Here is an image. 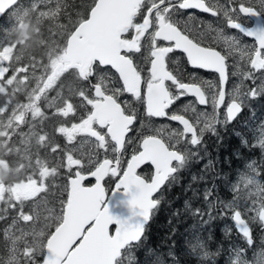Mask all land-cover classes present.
I'll use <instances>...</instances> for the list:
<instances>
[{"label":"rangeland","instance_id":"1","mask_svg":"<svg viewBox=\"0 0 264 264\" xmlns=\"http://www.w3.org/2000/svg\"><path fill=\"white\" fill-rule=\"evenodd\" d=\"M74 1L80 0H19L0 19V121L3 117L0 122V223L3 225L0 264H35L40 261L44 240L61 219L69 178L67 153L71 152L76 160L82 162L80 170L83 173L101 158L111 155V149L107 152L98 149L90 137L78 136L73 144H68L64 137L56 133L57 128L70 127L81 119L89 97L87 86L80 89L75 85H63L49 96L42 90V85L56 83L58 72L65 63L60 56L64 40L84 16H79L81 11L77 7L67 12L66 9L72 6L67 4ZM233 2L238 3L236 0ZM255 4L261 8L262 0H255ZM222 6L227 8L231 4L229 0H222ZM261 13L264 16V8H261ZM174 20L185 28H191L195 16L184 11ZM225 24L222 15V31ZM233 37L237 43L230 39ZM251 45L239 35H230L227 40L222 38L223 53L229 62L230 84L226 92L230 99L245 92L243 100L247 109H243L242 118L251 124L253 122L243 127V133L241 128L233 132L239 144L234 141L230 145L225 141L222 144V139L227 138L223 129L226 128L224 115L222 128L219 126L216 134L218 138H211L216 130L207 123L213 117V111L207 114L193 112L190 104L192 119H196L200 133L207 136L203 146L187 147L188 140H184L182 134H179L180 139L169 135V141L183 149L184 155L183 160L176 162L178 181L173 182V187L181 192L189 191L195 199L194 203L182 204L178 213L176 207L173 214L177 219L193 221L187 234L191 235L190 250L198 261L214 259L221 250L224 264H262L264 261V227L257 218L258 210L264 207V118L261 119L260 113L255 114L248 106L251 103L249 99H254L249 89L260 81L253 84L240 74V71L249 70L247 57L242 59L241 51H246V46ZM33 48L37 49L35 56L29 55ZM44 72L49 75L46 82L42 81ZM112 81L117 84L114 79ZM256 88L255 98H259L264 94V80ZM80 90L83 95L78 101L63 94L67 91L75 94ZM69 102L74 115L69 109ZM47 108H50V113ZM18 109L23 113H17ZM62 113L69 115L65 117ZM23 119L27 122L25 128L20 127ZM135 128L137 134L161 130L160 135L164 139L171 131L178 130L164 121L136 123ZM134 138H129L132 142L127 146L135 147ZM5 143L12 145L5 147ZM57 145H60L59 149L52 151ZM75 170L74 167L73 173ZM213 171H217L213 181L204 183V175L209 174L210 177ZM110 185L111 182L105 185L106 189ZM157 198L160 203L163 193ZM6 208L13 210L11 217L6 214ZM233 211L245 220L249 242L245 240L246 235L235 231ZM166 221L161 219L156 222L160 233L162 229H170L171 225ZM227 249L230 253L224 254ZM129 253L127 246L122 257H127ZM145 256L149 258L148 254ZM168 262L169 259H163L156 263L170 264Z\"/></svg>","mask_w":264,"mask_h":264},{"label":"snow or ice","instance_id":"2","mask_svg":"<svg viewBox=\"0 0 264 264\" xmlns=\"http://www.w3.org/2000/svg\"><path fill=\"white\" fill-rule=\"evenodd\" d=\"M229 3L231 6L225 8L207 3L206 0H135L133 14L139 13L140 20L131 24L126 32L121 33L122 37H129V40L119 52L121 55L141 52V42L147 37L149 56L145 73H141L126 57L131 64V71L139 77L140 87L138 93L129 91V86L133 85V82L127 81L126 76L121 74L120 80L124 84V91L137 99H143L148 117H167L171 121L179 122L183 127L182 130L168 133L167 139L161 137V130H157L156 134L144 135L138 150L133 152L127 161L123 160V149L126 143L132 142L126 140V137L134 131L133 125L137 121L135 114L128 121L121 112V117H124L122 121L104 109L101 112L102 118L84 119L79 123L74 122L70 127L62 126L56 129V133L64 137L68 144H73L78 136L90 137L94 138L98 149L105 152L111 149L116 154L112 159L105 156L102 160H98L93 167L87 169L85 174L80 170L83 167L82 162L76 160L71 152L67 153L66 167L69 170V183L75 182V187L72 201L66 211L79 225L80 235L66 246L67 251L63 252L59 264H116V257L122 250V245L130 238L139 235L138 231L115 222L108 214L104 206L105 191L101 187L97 186L90 192L84 191L89 186H84L83 181L90 176L95 178V183L99 179L100 185H104L103 182L106 178L111 179L115 170V178L119 181L117 188H123L125 192L132 193L130 203L146 216L153 206L150 199L153 191L172 170L170 167L172 161L182 159V156L173 150L174 145L169 141V135H172L174 139H180L179 134H182L184 140L192 139L194 144L197 142L194 139V135L199 131L196 119L190 122L184 115L175 113L170 115L167 111L169 107L184 95L194 96L199 105L208 106L213 98L223 101L220 107L225 105L226 96L229 97V93L225 90L228 82L227 57L215 48L204 46L195 36H190L188 33L191 29L182 30L173 17L176 13L190 9L210 13L212 16L222 14L229 29L245 32L240 27L238 14L260 15L261 8H264V0H262L261 8L255 6V0H245L239 4L229 0ZM245 35L251 37L254 44L250 47L246 46V51H241V58L247 57L249 70L240 71V74L244 80L253 81V84L257 80L261 83L264 80V30L252 34L245 32ZM137 36L140 38L139 41L136 40ZM230 39L237 43L234 37ZM176 51L186 56L192 68L217 73L218 83L207 84L206 81L185 83L180 80L168 67L169 62H174L170 54ZM109 67L117 73H122V70L115 65H109ZM169 81L175 87V94L166 83ZM259 84L249 89L253 98L256 96V86ZM95 87L100 86L97 84ZM229 101L226 108L229 111H235L237 105L229 104ZM68 106L72 110L71 102ZM95 107L93 103V109ZM72 111L74 115V110ZM62 114L65 117L69 115V113ZM59 147L60 145H57L52 151H57ZM145 163L153 166L154 178L145 179L138 175L137 169ZM102 164L105 167L97 173L95 168ZM74 167L76 170L73 174ZM105 170L106 175H104ZM82 217H87V222L80 225ZM236 218L240 219L239 213L236 214ZM110 225L116 226L114 234L109 230ZM68 227L70 225H65V228ZM60 251H63L61 241L54 235L49 242L48 252L40 254L41 264H50L53 254Z\"/></svg>","mask_w":264,"mask_h":264},{"label":"flooded vegetation","instance_id":"3","mask_svg":"<svg viewBox=\"0 0 264 264\" xmlns=\"http://www.w3.org/2000/svg\"><path fill=\"white\" fill-rule=\"evenodd\" d=\"M239 3L245 2V0H236ZM207 3H210L212 5L216 6H222V0H206ZM256 6V4H255ZM257 7V6H256ZM258 8V7H257ZM189 11L193 16H195V20L193 21L192 27H187L185 28L181 24L178 23V26L182 30H187L191 29V31L188 33L190 36H195L196 38L200 39L202 44L204 46L212 47L215 48L217 51H220L221 54L224 55L223 49H222V38L224 40H227V38L230 35H235V36H241L244 40L248 41L251 44H254V40L251 37H246V35L242 34L239 30H233L229 29L227 25L225 24L223 31H222V14L220 16H212L210 13H205L201 12L196 9H190V10H185ZM184 12V11H182ZM182 12L176 13L175 16H180L182 15ZM185 14H183L184 16ZM256 15H239L238 14V20L240 26H243L246 29H252L255 28L253 27L254 23L257 22L256 19H254ZM173 17V19H174ZM261 22V26L256 27L260 28L261 30H264V16L262 13L260 16H258ZM140 20V15L139 13L134 14L132 19L130 20V25L138 22ZM183 20V19H182ZM177 22V21H176ZM258 23V22H257ZM260 25V23H258ZM129 25V26H130ZM202 26V27H201ZM206 28V30L202 31L201 28ZM198 29V31H196ZM128 30V29H127ZM126 30V31H127ZM120 43L123 47L126 46L129 37H122L120 36ZM136 40L139 41L140 38L139 36L136 37ZM120 53V52H119ZM123 57H127L128 59L131 60L133 64L136 65V67L140 70L141 73H145L147 64H148V56H149V41L147 37L141 42V52H132V53H126L121 55ZM172 57V61L174 62H169V70L173 72L174 75H176L180 80H182L185 83H191V82H201V81H206L207 84H214L218 83V74L212 71H208L205 69H194L192 66L187 62L186 56L179 52L176 51L175 53L170 54ZM227 65L229 68V62L227 59ZM247 62V60H246ZM116 68H120L122 70V73H117L113 72L110 68L106 66H99L98 64L94 63L92 65V71L91 74L87 77H80L77 73V70L74 65H67L65 62L64 65L62 66V69L60 72H58V78L56 80V83L50 84L48 83L47 86L42 85V90L44 93H46L48 96L51 94H55L57 91H59L63 85H75V87H80V89H83L84 86H87L89 88V97L86 99V109L81 112V120L88 119L89 114L92 111V105L93 103L96 105L95 109L92 111V117L94 119L96 118H102L101 117V112L104 109H107L111 115L117 119H121L123 121L124 117L127 118L128 121L131 120V117L133 114H135L137 121L133 125L134 131L129 133L128 137H126V140H129V138H135L133 139L136 144L134 145L135 147H130L127 146L128 143L125 144L124 149H123V160L127 161L130 155L133 154V152L138 150L140 140L143 138L144 135H152L156 134L153 132H143V133H138L136 132L135 125L136 123H158V122H168L169 124L177 127L179 130H182V125L179 124L177 121H171L167 117H148L144 111V102L143 99H137L135 96H131V94H128L124 91V84H121L120 80V75L124 74L126 76L127 81H132L133 85L129 86V91H136L137 93L139 92V87H140V82H139V77L131 74V64H127L129 74H127V71L124 70L125 64L124 62L117 61L116 63L114 62ZM247 67L249 65L247 64ZM228 68H227V73H228ZM49 75L48 72L43 73L42 81L44 80L45 82L49 80ZM135 77V79H133ZM117 81V84H114L112 80ZM170 88V90L175 94V87L171 85V82H166ZM99 85L100 87L95 90L94 85ZM230 84L229 81V76H228V82L225 85V90L227 91L228 85ZM119 89V91H118ZM96 97H94V93ZM82 90L76 91L74 94L73 92H65L63 93L66 95L69 99H75L76 101L82 99ZM106 95L110 96L112 99L107 97ZM245 95V92H241L237 97L234 99H228L226 96L225 100V105L224 106H219L220 104L223 103V101H220L216 98H213L208 106L205 105H199L196 98L192 95H184L180 97L179 99L175 100L174 103L169 107L167 110L168 113L171 115L173 113L175 114H181L184 115L185 118L189 119L190 122L194 121L192 119V114L194 111H202L205 112L206 114L209 111H213L214 115L210 120L208 121L207 124H209L212 128L216 130V132L212 135L211 138L217 139L218 134L217 131L220 130L219 126L222 128V115H224L223 119L224 122L223 124L226 126V128H223L225 130V135L227 138L225 140V137L222 139V144L225 143L227 145L231 144V141L238 143V138H234L233 132L241 128L242 133L244 132V126L248 125V121L243 117V109H247L245 106L243 97ZM111 100V101H110ZM251 100V103L248 105L249 108L256 114L260 113L259 117L261 119L264 118V94H262L259 98H254V99H249ZM90 101L92 103H90ZM230 102H236L238 107L240 108V111L231 119L228 120L226 118L227 113L226 112V105L227 103ZM188 104H190L193 107V112L189 109ZM241 104V105H240ZM48 112L50 113V108H47ZM23 113V111L19 110L17 113ZM121 112H123L124 117H121ZM99 116V117H98ZM139 119V120H138ZM243 119V120H242ZM242 121V122H241ZM78 122V123H79ZM251 124V123H249ZM253 124V122H252ZM251 124V125H252ZM27 126V122L25 119H23L20 123V127L25 128ZM199 129V128H198ZM248 128H246L247 130ZM15 130V129H14ZM142 129H139L141 131ZM162 137V136H161ZM207 136L205 134H201L200 131H198V134L194 135V139L197 141L195 144L192 142V139H188V142L186 143L187 147H192V146H197V147H202L204 140H206ZM163 138V137H162ZM221 144V142H220ZM223 149V148H222ZM236 149V148H235ZM177 151L179 154L181 153L182 156L183 153L181 148L177 147L174 145V149ZM235 151V150H232ZM129 152V153H128ZM128 153V154H127ZM127 154V155H126ZM180 154V155H181ZM116 154L111 151V155L107 156L108 158L112 159L114 158ZM223 155V153H222ZM104 158V157H103ZM101 158L100 160H102ZM183 160V158H182ZM125 166V165H124ZM171 166L174 167V174L168 176L164 182L163 190L166 185L169 183L177 182L178 174H177V166L176 162H172ZM115 173V170H114ZM138 175H140L142 178L145 179H150L152 169L148 164H145L141 166L138 171ZM223 173V172H222ZM86 174V173H85ZM107 174V173H106ZM105 174V175H106ZM217 174V171H213L212 174L204 175L202 181H207L208 183H211L213 180L211 177L215 176ZM186 177V176H185ZM116 180L115 175L113 174V177L111 179L106 178L104 185V190L106 191L105 185H107L109 182H111V186ZM92 179H86L83 184L88 185L92 183ZM217 182V181H216ZM215 182V183H216ZM214 183V182H213ZM107 192V191H106ZM159 194L163 193L160 190L158 191Z\"/></svg>","mask_w":264,"mask_h":264},{"label":"water","instance_id":"4","mask_svg":"<svg viewBox=\"0 0 264 264\" xmlns=\"http://www.w3.org/2000/svg\"><path fill=\"white\" fill-rule=\"evenodd\" d=\"M13 2L14 0H0V13ZM134 8L135 0H96L88 12L87 18L78 23L67 36L65 53L62 54V58L68 59L70 61L80 59L81 65L79 67L82 72L89 66L92 60H97L102 64L115 65L114 62L116 63L117 59L120 60V58L117 56V53L121 48H123L119 42L118 36L124 32L128 21L133 14ZM254 19H256L258 22L257 17ZM257 22L254 23L253 27L255 28L252 29H246L243 26L240 27L243 28L245 32L252 34L261 30L260 28H256L260 26L258 24L259 22ZM245 32L241 33L245 35ZM231 103L236 104L234 101L230 102L229 104ZM239 109L240 108L238 105L235 111H229L228 108H226V112L229 111L227 113V117L230 119L233 118L234 114L237 113ZM101 168L102 165H100L98 169H95V171L99 173ZM171 172L172 170L169 173ZM154 177L155 173L152 174L151 178ZM163 181L160 183L157 189L153 191L151 197L157 192ZM118 183L119 181L117 180L107 197H105L106 200H104V206L107 208L108 214L115 222L122 225H127L130 229L133 231H138L139 233V235L134 236L126 241L124 245H122L123 248L126 244L130 242L134 243L139 239L142 232V226L147 221L149 210L154 206L155 200L150 197L153 206L148 210L147 215L145 216L139 208L133 207L130 203L132 199V193L125 192L123 188L122 190L117 189ZM97 186L101 187L102 189L99 179L96 183L94 182L87 189H84V191H93ZM74 187L75 182L70 184L68 179V195L66 199V205L63 207L64 211L62 221L56 227V229L52 231V234L46 239V244L44 247L45 253L48 252L49 242L54 235L57 236L61 241V246L63 248V251L53 254L50 264H59L63 252L67 251L66 246L80 235L78 230L79 225L73 221V218L66 211L67 206L72 201ZM237 213V211H233L232 213L234 229L240 235L245 236L247 234V224L241 216L240 219L237 220ZM257 218L260 220L261 226H264V207L258 210ZM86 222L87 217H82L80 225ZM65 225H70V227L65 228ZM110 226H113L111 233L114 234L116 226ZM119 253L120 252H118L117 257L119 256ZM38 264H41V262ZM262 264H264V261Z\"/></svg>","mask_w":264,"mask_h":264},{"label":"trees","instance_id":"5","mask_svg":"<svg viewBox=\"0 0 264 264\" xmlns=\"http://www.w3.org/2000/svg\"><path fill=\"white\" fill-rule=\"evenodd\" d=\"M70 4H72V6H69L68 9H66L68 13L72 9V7H77L81 11L79 16H83L86 14V11L88 9L89 0L70 2L67 4V6ZM79 4L81 5L79 6ZM75 9L76 8L72 10ZM36 50L37 49L35 48L31 49L29 55H37ZM1 119H3V117H1ZM11 145L12 144L5 143V147H11ZM179 173L181 174L182 172ZM204 183L208 182L206 181ZM173 186L174 183H169L167 188L164 187V192L162 188L161 192H163V198L160 203L158 200L156 206L151 212L149 221L144 227L141 239L134 245H131L129 247L130 253L127 255V257L124 258L120 256L116 261V264H158L156 263L157 260L163 259H169L168 263L170 264H224L225 259H223L224 255H222V250L214 256V259H205L203 261H198L199 259L196 260V258L193 256L190 250L192 243V239L190 242L191 235L187 234V231H189V225L193 221H190L189 219L185 221L177 219L174 216L173 211L177 207L178 213L182 204L189 202L194 203L195 199H193L194 197L191 196L192 194L189 193V191L186 190L184 192H181L178 188ZM193 192L196 193L195 190ZM5 212L6 214H9V217H11L13 214V210H8L7 208L5 209ZM161 219L167 220L166 222H168L171 226L168 231H164L162 229L160 233L159 226L158 224H156V222ZM2 226L3 225L0 223V234ZM250 233L253 234L252 232ZM208 243L213 244V242L211 241H208ZM241 252L242 254L244 253L243 251ZM229 253L230 249H227L224 254ZM146 254H148L149 256V258L147 259L145 256ZM122 259H126L124 260L125 262L122 261Z\"/></svg>","mask_w":264,"mask_h":264},{"label":"bare ground","instance_id":"6","mask_svg":"<svg viewBox=\"0 0 264 264\" xmlns=\"http://www.w3.org/2000/svg\"><path fill=\"white\" fill-rule=\"evenodd\" d=\"M2 121H3V119H2ZM2 121H1V122H2ZM236 150H237V149H236ZM236 150H235V151H236ZM11 153H12V152H11ZM228 159H229V158H228ZM226 161H227V160H226ZM231 163H232V162H231ZM226 166H227V165H226ZM226 170H227V169H226ZM233 170H234V169H233ZM192 236H193V235H192ZM225 236H226V235H225ZM209 243H210V242H209ZM130 246H131V245H129V247H130ZM171 260H172V259H171Z\"/></svg>","mask_w":264,"mask_h":264}]
</instances>
